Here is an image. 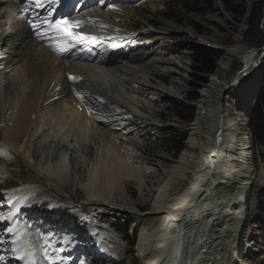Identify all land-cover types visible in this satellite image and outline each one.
Returning a JSON list of instances; mask_svg holds the SVG:
<instances>
[{"label": "bare ground", "instance_id": "1", "mask_svg": "<svg viewBox=\"0 0 264 264\" xmlns=\"http://www.w3.org/2000/svg\"><path fill=\"white\" fill-rule=\"evenodd\" d=\"M41 2L43 6L37 7L34 0H0V146L18 153L29 167L58 186L79 182L89 201L122 207L113 194L125 195L127 185L134 182L143 202H150V221L136 242L141 264H252L241 260L246 254L252 188L257 179L264 183V173L256 176L249 121L236 119L232 112L239 104V108L251 107L263 82L264 60L260 62L255 51L242 45L224 47L219 72L224 73L234 57L242 66L230 81L213 76L199 99L194 122L187 126L186 151L177 159L149 153L139 137L115 124L99 100L120 105L160 127L155 106L148 98L142 99L135 86L146 85L159 63L161 72L176 78L171 86L157 89L180 96L187 60L176 56L158 62L154 54L127 47L124 42L132 32L113 33L120 25L101 0ZM61 18L73 25L69 29L72 39L45 23ZM33 25L48 33L47 42L34 35ZM163 30L186 31L171 22ZM113 35L122 38L121 43L101 46ZM93 36L98 45L84 43ZM50 45L71 50L59 52ZM70 76L80 79L73 81ZM44 148L57 153L44 156ZM76 150L93 157L82 175L77 173L84 167V158ZM153 173L155 179L148 180ZM36 186L24 183L13 193L21 199L30 197L33 203L45 193ZM75 208L69 212L78 216ZM23 221L14 236L24 230ZM14 236L2 237V244L8 245ZM107 239L117 242L116 236ZM15 257H10L11 262L18 264L20 259Z\"/></svg>", "mask_w": 264, "mask_h": 264}, {"label": "rangeland", "instance_id": "2", "mask_svg": "<svg viewBox=\"0 0 264 264\" xmlns=\"http://www.w3.org/2000/svg\"><path fill=\"white\" fill-rule=\"evenodd\" d=\"M101 1L105 2L112 10L118 26L120 25L116 30L112 29L113 33L123 35L127 31L132 32L133 35L124 42L127 47L133 46L147 55L154 54V59L158 58V62L161 61V58L176 56L188 62L186 79L182 85L179 84L182 89L180 96L163 94L157 89L160 85H165L166 88L171 86L176 78L175 75L161 72V68L158 67L159 63L154 68L156 74L150 77L146 85L138 82L140 85L135 86L138 91H141L140 93L143 95L141 98H148L155 106L157 118L161 122L160 127L153 122L136 117L134 113L120 105L114 107L102 99L99 100V106H102L103 110L107 108L110 117L115 120V124L122 131L132 133L144 142L147 152H159L164 154L165 157L177 159L186 151L189 137L187 126L194 122L199 110L198 103L204 90L210 87L213 76L219 74L225 81H230L242 66L241 60L234 57L227 69L224 70V73L219 72L221 61L225 58L224 47L242 45L248 50L255 51L260 62L264 60V0H226V2L224 0H215L212 5L197 0ZM159 4L161 5L160 9H152L153 5ZM190 5L193 7H190ZM228 8H233V11L228 10ZM241 11L243 15L240 14ZM166 22H171L186 31L171 30L165 32L163 28ZM188 30L194 34L193 37L189 35ZM114 37L103 42L101 46L110 47L116 43H121L119 40L122 38H118L116 35ZM200 38L205 39L203 41L206 44L211 43L210 41H216V45H208L219 47L216 50L221 52V56L216 61V72L209 76L208 83L200 90V100L191 101L189 99L193 79L191 51L189 49H179L177 53L170 52L191 43H198L201 41L199 40ZM94 43L97 44L98 39L90 44ZM261 77L263 82L257 89L251 107L243 109L238 107L239 104L233 108L232 113L236 119H247L249 121L250 110L253 105L263 99L264 70ZM231 91L233 92L234 90ZM166 98H172L179 104L185 103L184 112L186 115L193 114V120L191 122L180 120L173 112L172 104L165 100ZM147 126H151L155 133H159V135H155L156 137L152 140L144 139V128ZM166 133L185 138L184 152L179 156L174 155L164 140ZM0 138H2L1 129ZM251 138L253 145L251 156L254 159L256 176L259 177L264 173V161L261 157L264 153V146L255 142L252 131ZM0 145H2L1 140ZM6 149L7 147L0 148V197L2 196L0 198V217L5 218L0 219V232H5L3 236L0 235V264H14L11 262L8 250L12 249L11 243H7L9 247L8 245H3L2 237L4 240H10L14 236L15 228L22 219L24 220L22 222L24 231L28 232L30 230L31 236L38 245V250L35 252L38 256H33L35 262L38 261L37 264H48L47 258L39 250V245L45 243L43 238H46L47 244L51 246L49 248L50 253L53 249H62V251L57 253L60 259L57 260L56 264H141L137 255L136 242L141 229L146 227L150 221L147 215L150 209V202H143L134 182H130L127 185L128 191H126L125 195L120 197L117 194H113V200L118 201L116 203L122 207L89 201L83 189L84 187L82 188L79 182L74 185L70 183V186L66 187L58 186L48 180L45 175L39 174L37 169L29 167L18 153L13 151L8 153ZM79 149L81 150L83 147L81 146ZM54 151V148H44V152H41L45 153L44 156H47V154L57 153ZM76 152L84 158V167L77 173V175H82L87 170V164L90 167L93 157L85 155L81 151L76 150ZM36 161H39V159ZM155 176V173H153L148 180H154ZM68 178H70V175ZM24 183L37 184L36 187L40 185L41 189L38 187V190L40 192L44 189V195H41L33 203L30 201V197L19 198L13 192L15 188L22 187ZM263 202L264 183L257 179L252 188L251 215L249 216L244 239L247 240V242L244 241L247 244L244 246L246 254L244 255V260H241L242 262L264 264V238L262 237L264 236V215L260 211V207L262 208L264 204ZM66 204H69L70 207H67ZM71 207H76L74 212L79 213L78 216H73L69 212ZM53 209L65 212V216L59 222L60 224L56 226L49 224L48 221L50 220L46 215L47 211ZM112 210L125 213V216L131 218L133 225L131 233H136L133 248L119 233L109 226L106 217L102 216L103 213H111ZM18 217H22L20 218L21 220ZM257 231L262 235L257 236L255 234ZM109 236H116L117 242H110L107 239Z\"/></svg>", "mask_w": 264, "mask_h": 264}, {"label": "trees", "instance_id": "3", "mask_svg": "<svg viewBox=\"0 0 264 264\" xmlns=\"http://www.w3.org/2000/svg\"><path fill=\"white\" fill-rule=\"evenodd\" d=\"M203 1L212 5L215 0H197ZM226 2V0H224ZM187 7H189L187 5ZM190 7H193L190 5ZM228 10L233 11V8H228ZM243 15V12L240 13ZM179 49H189L192 55V70H193V79L191 82V91L189 99L191 101H197L200 99V90L204 85L209 81V76L216 72V61L217 58L221 56V52L213 49L207 45L201 43H191L182 48H176L170 53H177ZM264 92V89L263 91ZM264 95V94H263ZM167 102L172 104L173 112L184 122H191L193 120V114L186 115L184 112L185 103L179 104L172 98H166ZM249 123L252 133L254 135L255 142L264 146V96L257 104L253 105L250 110ZM159 133H155L151 126L144 128L143 138L146 140H152ZM165 135V134H164ZM184 137H177L174 135H169L166 133L165 141L169 145L170 150L174 153L175 156H179L184 152ZM262 160L264 161V153L262 154ZM264 203V202H263ZM260 211L264 215V204ZM124 214V215H123ZM48 219L51 223H59L65 216V212L62 210H51L46 213ZM125 213L120 211H113L111 213H103V217H106L109 226L119 233L123 239L130 245L131 248L135 245V234L131 233L130 226L132 220L129 216H125ZM133 252V250H132Z\"/></svg>", "mask_w": 264, "mask_h": 264}, {"label": "snow or ice", "instance_id": "4", "mask_svg": "<svg viewBox=\"0 0 264 264\" xmlns=\"http://www.w3.org/2000/svg\"><path fill=\"white\" fill-rule=\"evenodd\" d=\"M37 7H42L41 0H34ZM51 15V13H50ZM49 23V28L55 32L59 33L65 38L72 39V33L69 31V29L73 26L68 20L61 18L56 20L54 23ZM80 22H76V25L78 26ZM33 33L37 36L38 39L42 41H48V33L42 29L37 28V26L33 25ZM93 42L96 41V37H91ZM54 47L56 51L59 52H65L70 51V46H58V45H50ZM69 79L76 81L80 79L77 76H70ZM0 219H5L4 217H0ZM11 231V229H9ZM39 239V238H37ZM45 239V243L42 245H39V250L43 252L44 256L48 260V264H56L57 260L60 259V257L57 255L58 252L62 251V249H53V251L50 253L49 248L50 245L47 244V239ZM12 246V251L14 254L17 255V257L21 260H25L26 264H35V260L33 259L34 253L38 250V245L36 241L33 239L30 233H26L24 230H19L16 232L15 236L10 241Z\"/></svg>", "mask_w": 264, "mask_h": 264}, {"label": "water", "instance_id": "5", "mask_svg": "<svg viewBox=\"0 0 264 264\" xmlns=\"http://www.w3.org/2000/svg\"><path fill=\"white\" fill-rule=\"evenodd\" d=\"M198 43H201V44L207 45V46H209V47H211V48H214V49L219 48V47H215V46H210V45H208V44H206L205 42H202V41H199ZM132 229H133V225H132V223H131L130 231H132Z\"/></svg>", "mask_w": 264, "mask_h": 264}, {"label": "built area", "instance_id": "6", "mask_svg": "<svg viewBox=\"0 0 264 264\" xmlns=\"http://www.w3.org/2000/svg\"><path fill=\"white\" fill-rule=\"evenodd\" d=\"M250 122V121H249ZM249 126H250V123H249ZM251 129V128H250ZM252 131V130H251Z\"/></svg>", "mask_w": 264, "mask_h": 264}]
</instances>
